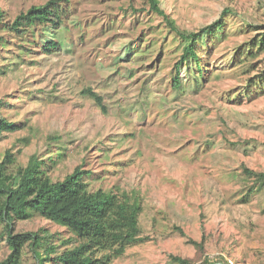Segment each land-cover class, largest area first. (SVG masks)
<instances>
[{"label":"rangeland","instance_id":"rangeland-1","mask_svg":"<svg viewBox=\"0 0 264 264\" xmlns=\"http://www.w3.org/2000/svg\"><path fill=\"white\" fill-rule=\"evenodd\" d=\"M47 1L0 0V9L12 22ZM59 3L67 12L66 45L47 53L11 38L0 47L2 114L20 123L0 137V161L11 151L26 165L60 145L70 152L55 179L82 166L95 173L92 189L135 190L145 239L114 264H175L171 255L197 264L206 257L264 264V182L244 173L264 171V51L249 56L264 34V0H160L186 30L198 31L228 9L224 38L199 49L203 67L192 62L180 72L185 41L148 0ZM7 33L0 25V35ZM87 88L103 96L106 112ZM41 229L57 243L72 236L40 216L16 226ZM9 253L1 240L0 261ZM22 264H37L29 247Z\"/></svg>","mask_w":264,"mask_h":264},{"label":"trees","instance_id":"trees-1","mask_svg":"<svg viewBox=\"0 0 264 264\" xmlns=\"http://www.w3.org/2000/svg\"><path fill=\"white\" fill-rule=\"evenodd\" d=\"M148 1L151 9L161 15L185 41L176 63L178 72L183 66L190 67L192 62L203 67L199 49L203 44L210 46L224 38V16L228 9L223 10L219 19L194 31L180 28L176 20L161 7L160 0ZM59 2L49 0L44 4L32 5L12 22L4 20L5 12L0 9V25H4L8 32L0 35V47L6 46L11 38L24 39L21 44L23 49L38 47L47 53L66 45L67 12ZM250 45V57L256 55L254 48L264 51V34ZM200 77L205 78L201 71L197 78ZM173 85L182 87L180 73ZM83 93L94 99L103 111H107L103 96L92 88L83 90ZM5 103L0 99V137L20 126V123L2 114ZM52 138L54 142L60 137ZM51 148H54L53 154L44 157L34 154L26 165L17 164L11 151H7L0 161V241H6L10 248V253L0 264H22L26 247L31 249L37 264H114L115 259L124 255L131 245L145 239L141 235L143 206L138 193L135 190L116 192L102 187L92 189L89 180L95 173L82 166L76 167L62 179H55V169L67 158L70 150L63 151L60 145H51ZM244 173L256 185L264 182V171L245 167ZM36 216L66 227L72 236L57 243L54 235L45 229L16 232L18 221ZM194 243L203 248L201 242ZM171 261L175 264H197L194 259L177 255H171ZM199 264L217 262L206 257ZM226 264L230 263L226 261Z\"/></svg>","mask_w":264,"mask_h":264}]
</instances>
